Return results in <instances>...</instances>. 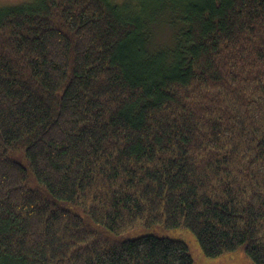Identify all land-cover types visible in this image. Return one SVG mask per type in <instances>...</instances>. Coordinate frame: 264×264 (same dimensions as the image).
<instances>
[{"label": "trees", "instance_id": "obj_1", "mask_svg": "<svg viewBox=\"0 0 264 264\" xmlns=\"http://www.w3.org/2000/svg\"><path fill=\"white\" fill-rule=\"evenodd\" d=\"M153 229L264 264V0L0 7V264H195Z\"/></svg>", "mask_w": 264, "mask_h": 264}, {"label": "rangeland", "instance_id": "obj_2", "mask_svg": "<svg viewBox=\"0 0 264 264\" xmlns=\"http://www.w3.org/2000/svg\"><path fill=\"white\" fill-rule=\"evenodd\" d=\"M28 1L29 0H0V5H1L0 7L15 6ZM144 232L147 233V231H140L136 235ZM148 232L156 236L167 237L170 239L180 240L184 242L187 245L189 249V253L193 258L195 264H254L242 249H238L236 251L226 253L218 257H213V258L206 257L202 253L194 236L187 230L164 231L160 229H153V230H149ZM128 236L129 237L135 236V234Z\"/></svg>", "mask_w": 264, "mask_h": 264}]
</instances>
